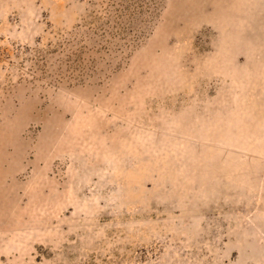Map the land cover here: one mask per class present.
Wrapping results in <instances>:
<instances>
[{
    "label": "rangeland",
    "instance_id": "obj_1",
    "mask_svg": "<svg viewBox=\"0 0 264 264\" xmlns=\"http://www.w3.org/2000/svg\"><path fill=\"white\" fill-rule=\"evenodd\" d=\"M0 264H264V0H0Z\"/></svg>",
    "mask_w": 264,
    "mask_h": 264
}]
</instances>
